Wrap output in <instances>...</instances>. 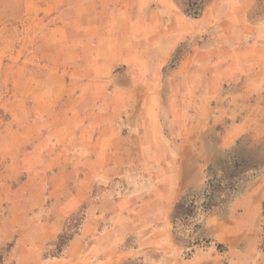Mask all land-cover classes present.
<instances>
[{
	"label": "rangeland",
	"instance_id": "obj_1",
	"mask_svg": "<svg viewBox=\"0 0 264 264\" xmlns=\"http://www.w3.org/2000/svg\"><path fill=\"white\" fill-rule=\"evenodd\" d=\"M172 1L214 15L213 47L264 46V0ZM156 13L0 0V264H264V201L237 207L264 175V80L178 69L201 33L143 50L131 24Z\"/></svg>",
	"mask_w": 264,
	"mask_h": 264
},
{
	"label": "crops",
	"instance_id": "obj_2",
	"mask_svg": "<svg viewBox=\"0 0 264 264\" xmlns=\"http://www.w3.org/2000/svg\"><path fill=\"white\" fill-rule=\"evenodd\" d=\"M149 1L152 2V0ZM154 2L157 3L156 16L152 15L151 17L150 15L140 14L139 20L131 24L133 38L135 33L145 32L144 36H140L141 38L138 37L140 48L142 47L143 50H147L148 53L152 52L151 54H155L157 48L164 47L165 50L160 53L171 55L182 42L195 41L196 39L200 40V37L198 38L196 36L201 33L203 35V42L201 44L199 43L200 46L198 48H194L187 53L186 57L182 59L178 69H184V67L190 69L196 62L201 63L205 71L211 72L214 70L223 72L218 74L216 78L220 81L223 80L224 83L247 81L245 84L263 85L261 81L264 80V46L259 47L257 45L259 41H256L255 45H251L249 41H246L247 43L244 41V44H247L246 46H236L231 43L230 47H232V45H234V47L229 49H224L221 46L213 47V40L211 37H206V33L208 29H210V23L214 22L213 20L215 17H212L214 15H211L208 19L205 18V16L193 18L182 13L178 5L172 0H153V3ZM208 6L211 7L212 5L208 4ZM215 22H218L216 30L227 28L226 25H223L225 24L223 21L215 20ZM242 23L244 24H239L242 31L244 29L247 31L252 30V26L246 25L245 22ZM263 24L264 23L260 24V26L258 25L257 29H260L261 26L264 27ZM229 26L231 28L233 25L231 26V24H229ZM213 56L216 57L213 58ZM144 60L146 61L147 59L145 58ZM96 152L97 151L94 152V155H96ZM87 155V153L84 154L82 152V158H79L80 165L87 166L89 165V160L93 161V155ZM108 160L109 159H106L105 161ZM92 164L93 166L96 165V167H100V165L108 166L107 162L99 163L98 158H96V162ZM186 180H188V176H186ZM257 182L258 184L255 190L252 192L250 191L245 197L241 198L240 201L237 202V207L246 211L248 209L259 211V206L264 201V175L261 176ZM125 216L126 215H122V218L120 217V219H122V226L120 228L123 231L127 228H131L130 225H132L130 223V225L125 226L124 221H129L130 219ZM252 237L255 239V234ZM253 242L254 241L250 244ZM109 263L116 264L114 261H109Z\"/></svg>",
	"mask_w": 264,
	"mask_h": 264
},
{
	"label": "trees",
	"instance_id": "obj_3",
	"mask_svg": "<svg viewBox=\"0 0 264 264\" xmlns=\"http://www.w3.org/2000/svg\"><path fill=\"white\" fill-rule=\"evenodd\" d=\"M70 240H72V237L70 239H66L65 236H62L60 238L61 246H67L68 242H70ZM61 246H60V248H62Z\"/></svg>",
	"mask_w": 264,
	"mask_h": 264
}]
</instances>
